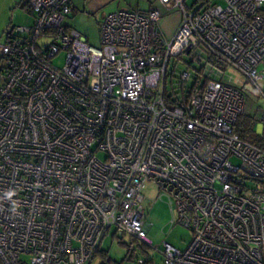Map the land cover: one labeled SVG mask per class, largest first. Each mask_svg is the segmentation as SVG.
<instances>
[{
	"label": "built area",
	"instance_id": "2783aa9c",
	"mask_svg": "<svg viewBox=\"0 0 264 264\" xmlns=\"http://www.w3.org/2000/svg\"><path fill=\"white\" fill-rule=\"evenodd\" d=\"M187 1L154 0L181 11L169 41L158 10L107 14L100 49L64 25L69 0L27 1L0 45V264H91L110 230L151 247L147 184L192 235L162 264H264V191L244 184L264 182V116L258 144L233 132L245 101L217 66L264 79V0ZM198 53L208 74L167 103L170 61Z\"/></svg>",
	"mask_w": 264,
	"mask_h": 264
},
{
	"label": "rangeland",
	"instance_id": "374dc122",
	"mask_svg": "<svg viewBox=\"0 0 264 264\" xmlns=\"http://www.w3.org/2000/svg\"><path fill=\"white\" fill-rule=\"evenodd\" d=\"M26 1L28 0H0V45L4 43L6 34L12 28L30 24V12L21 8L26 4ZM69 1L73 2L76 11L66 17L64 25L86 38L89 45L96 49L101 48L98 24L104 16L120 9L139 11L145 14L152 9L158 10L161 13L160 27L168 41L174 36L182 21V14L178 8L169 11L163 10L154 0H115L100 7L97 11H91L86 7L83 10L81 8L83 0ZM192 1L188 0L186 4L191 5ZM198 56L200 64L196 61ZM62 57V55L59 56L58 65L61 64ZM208 67L205 56L200 53L183 54L178 59H172L168 65L165 94L171 95L174 92L177 94L176 96H179L180 88L188 92L196 76H202L201 72L204 69V75L208 74ZM183 71H188L191 74V79L180 85L178 78ZM223 82L236 88L243 95L245 101L243 113L254 118L256 122L254 133H257L262 116H264V95L260 93L261 91L264 94V79L257 82L256 86L260 89L258 91L256 86L244 80L239 73L227 68L223 73ZM232 163L237 164L234 160ZM244 184L249 189L256 185L251 180H245ZM141 196L144 198L145 223L150 225L146 236L151 242V247L146 248L140 243L132 241L130 237L117 238L110 230L103 238L99 252L91 264H136V260L139 258L148 259L153 264H162L160 253L154 248L161 250L163 244L167 243L182 251L188 246L192 237L191 232L183 226L171 224L173 208L169 199L152 184H147L142 189Z\"/></svg>",
	"mask_w": 264,
	"mask_h": 264
},
{
	"label": "trees",
	"instance_id": "16d2710c",
	"mask_svg": "<svg viewBox=\"0 0 264 264\" xmlns=\"http://www.w3.org/2000/svg\"><path fill=\"white\" fill-rule=\"evenodd\" d=\"M23 7L29 11V9L27 7V3ZM210 61L213 64L214 63L216 64L214 58H211ZM217 66L223 71L226 69V65L221 63V62H218ZM0 67H1V62H0ZM197 79H198V77L196 76V78L194 79V83H197ZM175 97H176V94L174 92H172L171 95H166V102L169 104H172ZM255 124H256V122H255L253 117L245 115L243 113L242 115H240L237 118L236 123L233 127V132L236 133L242 141L249 143V144L256 145L259 143V139L254 135ZM255 184L258 187V189L264 191V182L255 181ZM98 252H99V250H97L96 254H98ZM96 254H95V256H96ZM95 256H94V258H95Z\"/></svg>",
	"mask_w": 264,
	"mask_h": 264
},
{
	"label": "crops",
	"instance_id": "0c3cea01",
	"mask_svg": "<svg viewBox=\"0 0 264 264\" xmlns=\"http://www.w3.org/2000/svg\"><path fill=\"white\" fill-rule=\"evenodd\" d=\"M113 1H115V0H83L84 5L81 3L82 4L81 8L84 10V7H86L87 9H89L91 11H97L100 7H104ZM26 3H27V1H26ZM25 5L26 4L21 6V8H23L24 10H25V8L23 6H25ZM70 5H71V11L75 12L76 8H75L72 1L70 2ZM28 13H29V11H28ZM30 16H31V14H30ZM31 24H32V16H31V22L28 26H30ZM28 26H25V27H28ZM0 61H1V57H0Z\"/></svg>",
	"mask_w": 264,
	"mask_h": 264
}]
</instances>
